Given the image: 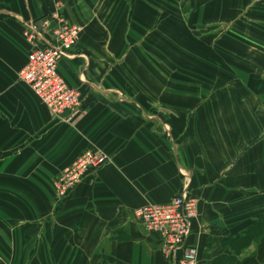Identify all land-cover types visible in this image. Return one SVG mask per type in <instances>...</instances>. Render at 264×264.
<instances>
[{
    "label": "crops",
    "instance_id": "crops-1",
    "mask_svg": "<svg viewBox=\"0 0 264 264\" xmlns=\"http://www.w3.org/2000/svg\"><path fill=\"white\" fill-rule=\"evenodd\" d=\"M131 1L0 0V264H172L134 210L167 203L184 189L198 200L187 245L200 263L264 264V90H213L214 59L200 58L192 68L202 65L205 73L192 69L188 86L179 84L186 77L178 73L181 61L168 62L171 85L182 90L166 89L164 59L153 57L150 66L143 56L148 8L134 19V5L121 3ZM206 1L201 27L216 18L239 22L233 4L218 13L229 0L219 8ZM237 1L239 24L247 25L237 33L248 41L252 75L264 85L262 69L254 68L264 63V0ZM56 2L82 26L58 65L82 103L61 117L51 116L17 76L30 48L24 31L50 17ZM129 33H136L133 44ZM39 38L40 45L53 43L46 28ZM153 44L166 51L162 37ZM226 60L219 59L223 70ZM90 148L106 162L59 198L56 176Z\"/></svg>",
    "mask_w": 264,
    "mask_h": 264
},
{
    "label": "built area",
    "instance_id": "built-area-1",
    "mask_svg": "<svg viewBox=\"0 0 264 264\" xmlns=\"http://www.w3.org/2000/svg\"><path fill=\"white\" fill-rule=\"evenodd\" d=\"M62 4L56 2L50 19L33 23L24 32L29 45L25 64L18 70V77L45 105L51 116L61 117L79 107L81 94L72 89L57 68L59 62L74 48L82 27L70 23L61 12ZM53 26L50 28V25ZM51 33L53 43L40 45V31ZM106 162L100 150L86 149L56 177L53 186L59 198H64L89 170ZM196 197L187 189L164 204H145L134 210L135 218L145 230L156 233L161 240V251L172 264H202L196 250L187 245L191 223L197 217Z\"/></svg>",
    "mask_w": 264,
    "mask_h": 264
},
{
    "label": "rangeland",
    "instance_id": "rangeland-1",
    "mask_svg": "<svg viewBox=\"0 0 264 264\" xmlns=\"http://www.w3.org/2000/svg\"><path fill=\"white\" fill-rule=\"evenodd\" d=\"M200 1H201L200 4L198 0H148L147 2L144 0L143 1L133 0L131 2H121V3L122 4L127 3V4L134 5V11H132V13L129 14V16L131 15L134 19L136 18V16L140 17L141 15L140 10H143L144 12L145 8L146 7L148 8L149 23H148L147 29L149 31L146 33V36L148 37L147 40H149V48H148L149 53H146V55L143 54V56L148 58L150 66H152L151 64L153 62H157L156 58H153V57H156L159 55V58L164 59V63H165L164 72L168 74V76H166V79H167L166 89L168 87L171 89L176 88V90H182L178 86L171 85L175 82V80H172V71L168 65V62L171 63L173 61V58H175L174 62L178 60L181 61L179 64H182L183 66L181 67L184 68V69L179 70L178 72L180 76L181 74L182 76H186V77H183L184 79L179 82V84H181L182 86L189 85L190 76L194 75L191 72L192 69H195L196 73L198 74L202 73V70H201V67H203L202 65L192 68L193 64L190 63V59L191 61H194V59H196L194 58L195 57L194 51H191V50L197 51L195 43L200 42L198 41L195 34L200 33V30H201L202 35L198 36L199 38L206 37L208 39L212 38L213 40L219 41L220 40L219 38L221 36H224L225 34H227V37L229 38L230 42H234V45H232V47L230 48V56L234 58H229L228 56H225V58H228V60H226L227 62L224 66V70L222 69L221 65L213 66V70H212L213 78L210 80L212 81L211 86H210L211 89L218 90L221 88H228L229 90H233V89L240 90V88L243 89V87L251 88V85H252L253 87H258L257 89L258 92L263 91L264 85H262L261 83L260 85H258L256 81L257 77L252 75L253 69L250 66V62H251L250 58L252 57V53L249 49H247L248 41L244 39V37H242L240 34L237 33L241 27L245 29L246 28L245 26H247L246 24H242V23L239 24L240 21L242 22L240 13L243 10V7H239V4H238L239 1L229 0V5H227L226 8H223L222 10L218 11V13L221 12V14H223L224 12H230L232 9V4H233L236 10L233 16L236 18V20H239V22L235 21V22H232V24L230 25L220 24L219 18H216V21H218V23L211 22L209 24V27L211 29L209 27H201V25L199 24V21L206 20V16H205V13L203 12V9L206 7H210V4H205L202 8L199 7L200 5L204 4L203 0H200ZM209 3H213L216 8H219L221 5V0H210ZM244 4L246 8L248 5L251 4V2H244ZM123 8H125V6ZM208 11H210V14H207V16H210L212 14V10H208ZM252 11H254V8L251 5L248 8L247 15L252 17ZM118 12L119 10H117L115 14L117 15ZM196 12H198V14ZM122 14H123L122 12L119 13V15H122ZM120 22L121 20L118 19L117 24H119ZM27 29L28 28H26V30ZM236 33L238 35H236ZM128 35L132 37L131 43L132 44L135 43L136 33H129ZM256 35L258 38L261 37V35L259 34H256ZM248 36L250 39H252L253 32H250ZM159 37H162V39L165 41L166 51L163 52V54H162L161 49L157 50L155 48L154 44L152 47V42L154 43V41L158 39ZM175 40H178L179 42H181L180 45L182 47L184 46L186 49L190 50L191 52L189 54L190 59H188V57L187 58L181 57V54L177 53L176 51H175V54L172 53L173 51H172V48L169 47V44H172L173 46L177 45L176 43H174ZM124 48H127V46L125 45ZM263 53H262V56H263ZM180 58H183V60L187 59L188 61H183ZM237 58H238V61L236 63L239 66V69L237 70L238 73L237 74L228 73L230 70H235L232 67V64L235 62H232L231 60H237ZM261 61L264 62V58H261ZM254 68L262 69V72L260 73V75L264 79V63H262L261 65L254 66ZM221 72H224L225 74H227V76L225 77L220 76ZM204 73H205V70L202 74ZM72 89L76 90L77 92L81 94L79 89H76L73 87ZM166 94L168 93L166 92ZM81 98H82V95H81ZM81 103H82V99L80 101L79 106L81 105ZM169 103H171V98L165 97V104H169ZM262 106L263 107L261 111L262 112L261 120H262V123H264V113H263L264 112V97H262ZM76 109H74L71 112H74ZM261 136L264 137V128L261 129ZM149 204H154V203H149ZM157 204L161 205L164 203H157ZM0 225H2L1 222H0ZM1 232L2 231L0 229V234Z\"/></svg>",
    "mask_w": 264,
    "mask_h": 264
},
{
    "label": "trees",
    "instance_id": "trees-1",
    "mask_svg": "<svg viewBox=\"0 0 264 264\" xmlns=\"http://www.w3.org/2000/svg\"><path fill=\"white\" fill-rule=\"evenodd\" d=\"M204 1V4L203 5H200L199 7H203L205 4H208V2L206 0H203ZM198 11V9H197ZM62 14L64 15L63 13V9L61 10ZM52 14V13H51ZM51 14H50V17L46 18V19H50L51 18ZM65 17V15H64ZM66 18V17H65ZM67 19V18H66ZM41 20H44V19H41ZM68 20V19H67ZM69 21V20H68ZM70 22V21H69ZM71 23V22H70ZM50 30H48L49 32ZM201 30H200V33L198 34H195V36L197 37L198 41L200 42H197L195 43L196 45V49L197 51L195 50H191V51H194V54H195V57L194 58H200V59H205L206 61H210L211 59H214V65H220L219 63V59L222 57V56H228L229 58H234L232 56H230V48L232 47V45H234V42H230L229 38L227 37V34H225L224 36H221L219 39V41H216V40H213L212 38L211 39H208L206 37H198V36H201ZM236 35H238L236 33ZM23 40H24V37H23ZM25 42V40H24ZM177 45H174L176 46V48L174 49V46L172 44H169V47L172 48V51H176L177 53L181 54V57H184V58H187L190 59V50L189 49H186L184 46L182 47L180 45L181 42H179L178 40H175V42ZM26 44V42H25ZM223 47V48H222ZM174 49V50H173ZM28 53V52H27ZM228 53V55H227ZM232 62H235L232 64V67L233 69L235 70H230L228 73H232V74H237L238 73V69H239V66L238 64L236 63L237 61L236 60H231ZM216 62V63H215ZM190 63L194 64V61H191L190 59ZM197 64V63H196ZM183 66L182 64H177V67H181ZM193 66V65H192ZM200 66V65H198ZM212 66V68H213ZM182 68V67H181ZM184 69V68H182ZM86 150V149H85ZM84 151V150H83ZM82 151V152H83ZM81 152V153H82ZM80 153V154H81ZM78 156V155H77ZM64 169V168H63ZM62 169V170H63ZM61 170V171H62ZM60 171V172H61ZM59 172V174H60ZM58 174V175H59ZM57 175V176H58ZM56 176V177H57Z\"/></svg>",
    "mask_w": 264,
    "mask_h": 264
}]
</instances>
